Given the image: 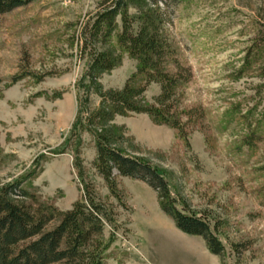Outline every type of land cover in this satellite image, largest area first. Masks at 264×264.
<instances>
[{"label": "rangeland", "instance_id": "1", "mask_svg": "<svg viewBox=\"0 0 264 264\" xmlns=\"http://www.w3.org/2000/svg\"><path fill=\"white\" fill-rule=\"evenodd\" d=\"M111 4L35 0L0 16V185L20 180L39 201L69 210L84 195L79 149L85 180L112 220L99 236L104 264H264V0H126L130 20H164L173 57L191 70L178 104L185 132L131 112L108 134L165 175L180 209L218 225L225 252L209 263L181 250L206 243L177 237L152 187L117 174L115 196L95 167V137L80 120L100 98L88 91L92 47L82 38ZM115 20L96 47L117 60L98 79L106 89L124 87L138 64L119 44L121 12ZM160 92L152 83L144 95L153 102Z\"/></svg>", "mask_w": 264, "mask_h": 264}, {"label": "trees", "instance_id": "2", "mask_svg": "<svg viewBox=\"0 0 264 264\" xmlns=\"http://www.w3.org/2000/svg\"><path fill=\"white\" fill-rule=\"evenodd\" d=\"M35 0H0V16ZM110 1V0H107ZM112 4L97 14L93 25H87L82 38L85 47H92L88 91L95 92L100 102L96 108H85L87 116L80 127L95 137L97 157L95 167L111 192L117 195L116 176H127L147 183L158 194L159 204L182 232L201 236L212 254L222 256L225 245L207 216L180 209L172 196L165 175L150 162L132 157L116 148L108 134L117 115L131 112L147 113L155 122L169 124L185 132L178 106L181 89L191 79V70L173 57V50L164 33L163 22L157 13L139 20H130L126 0H111ZM153 5L177 4L179 0H145ZM122 13L119 44L137 59V71L122 88L106 89L98 82L100 75L114 68L116 58L97 50L106 43ZM174 64V70L169 65ZM2 80L0 79V85ZM157 83L161 92L150 102L144 95ZM74 166L81 179L84 195L71 209L60 210L46 204L15 180L0 185V264H104L99 236L107 223L112 222L104 206L96 202L91 183L85 180V169L76 149ZM238 249V245L234 246Z\"/></svg>", "mask_w": 264, "mask_h": 264}, {"label": "crops", "instance_id": "3", "mask_svg": "<svg viewBox=\"0 0 264 264\" xmlns=\"http://www.w3.org/2000/svg\"><path fill=\"white\" fill-rule=\"evenodd\" d=\"M175 233H179V234H176V235H178L177 237H179L180 235H181V237H192V238H194V237L197 238L198 237V236H195V235L186 234V233L180 231L178 228H175ZM170 239L171 238H169V240ZM181 246H183V248H181V250L183 252L187 251L189 253L193 252L195 254L198 253V252L201 253V256H202L201 259L205 258L207 263H209V261H211V258L214 257V256H212L213 254L209 251V249L207 248V246L205 244H203V249H202V247H201L202 245L200 244V242H199V245H198L199 248L195 247V246H187V245H184L183 243L181 244ZM151 264H153V263H151ZM157 264H159V263H157Z\"/></svg>", "mask_w": 264, "mask_h": 264}]
</instances>
